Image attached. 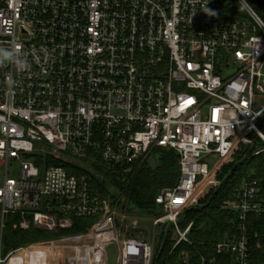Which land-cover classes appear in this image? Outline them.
I'll return each instance as SVG.
<instances>
[{"label":"built area","instance_id":"obj_1","mask_svg":"<svg viewBox=\"0 0 264 264\" xmlns=\"http://www.w3.org/2000/svg\"><path fill=\"white\" fill-rule=\"evenodd\" d=\"M255 1L0 0V47L22 45L30 65L0 67V264L58 263L68 251L107 264L111 244L116 264H155L157 240L128 236L122 205L93 196L84 178L47 165V157L100 179L92 165L108 166L123 182L155 149L173 151L180 177L155 197L161 215L152 225L165 229L171 253L192 245L193 223L181 226L187 211L220 186L217 175L240 146L252 151L257 141L254 155L264 153V20ZM11 163L18 179L8 178ZM220 208L235 231L201 264H218V256L255 264L247 222L264 215L257 181H244ZM8 216L22 231L95 222L84 235L3 255ZM179 260L190 264L183 251Z\"/></svg>","mask_w":264,"mask_h":264},{"label":"trees","instance_id":"obj_2","mask_svg":"<svg viewBox=\"0 0 264 264\" xmlns=\"http://www.w3.org/2000/svg\"><path fill=\"white\" fill-rule=\"evenodd\" d=\"M253 6L264 20V0L255 1ZM260 148L261 144L257 141L252 151L249 146H240L232 163L224 165L217 175L220 186L212 190L202 201L201 206L187 211L181 226L185 227L193 223L189 233L191 246L182 244L171 253L170 237L168 235L165 238V229L160 228V234L156 239L155 264H180L181 251L188 255L190 264H201V256L208 258L209 247L223 241L226 235L235 231L231 222L232 215L221 210L220 207L224 201L236 197L244 181L252 179L257 181L258 199L264 204V153L254 155V152ZM152 154L155 155L154 165L146 160L142 165L134 167L131 175L123 182L119 171L108 166L92 165V170L102 177L100 179L61 159L47 157L46 163L63 167L69 174L84 178L93 196L110 199L113 204L122 205L129 215L135 212L145 217H157L161 215V210L155 203V197L161 190L172 189L177 185L180 170L178 156L173 151L157 148ZM110 189L113 191H109ZM18 220L17 216L7 217V225L2 237V249L5 255L33 243L84 235L95 222L93 218H73L71 229L49 232L35 228H30L28 231L13 229V224ZM247 232L250 238L251 256L255 264H261L264 262V215L259 218L250 217L247 222ZM163 241L164 246L160 251ZM216 259L218 264H225L227 260L219 256Z\"/></svg>","mask_w":264,"mask_h":264},{"label":"rangeland","instance_id":"obj_3","mask_svg":"<svg viewBox=\"0 0 264 264\" xmlns=\"http://www.w3.org/2000/svg\"><path fill=\"white\" fill-rule=\"evenodd\" d=\"M148 163L151 165L155 164V155L152 154L147 160ZM19 165L11 163L8 166V178L12 179H18L19 178ZM5 174V168L0 167V187L2 186L4 182V175ZM7 224V220H6ZM127 226V235L138 238L140 240H147L149 243L153 244L155 246V241L157 236L160 234V229L155 228L152 225V217H145L141 216L138 213H133L132 215H129L127 217L126 221ZM5 230V229H4ZM139 232L140 234L136 233ZM4 233V231H3ZM106 257H107V264H116L117 260V247L115 244H111L106 248ZM3 255L4 250L2 249ZM59 255V258H57L58 263H51V264H89L85 259L81 258V254L77 256V253L73 251H68V253ZM76 257V258H75ZM49 264V263H48Z\"/></svg>","mask_w":264,"mask_h":264},{"label":"clouds","instance_id":"obj_4","mask_svg":"<svg viewBox=\"0 0 264 264\" xmlns=\"http://www.w3.org/2000/svg\"><path fill=\"white\" fill-rule=\"evenodd\" d=\"M241 11H251L250 6L242 3ZM22 45L13 42L10 47H0V67L11 64L17 72H24L29 68L27 55L21 50Z\"/></svg>","mask_w":264,"mask_h":264},{"label":"water","instance_id":"obj_5","mask_svg":"<svg viewBox=\"0 0 264 264\" xmlns=\"http://www.w3.org/2000/svg\"><path fill=\"white\" fill-rule=\"evenodd\" d=\"M230 174H231V173H230ZM107 228H110V225H109V226H107ZM168 230H169V228L167 229V231H166V234H167Z\"/></svg>","mask_w":264,"mask_h":264},{"label":"bare ground","instance_id":"obj_6","mask_svg":"<svg viewBox=\"0 0 264 264\" xmlns=\"http://www.w3.org/2000/svg\"><path fill=\"white\" fill-rule=\"evenodd\" d=\"M13 264H18V261H17V262H16V261H14V262H13Z\"/></svg>","mask_w":264,"mask_h":264}]
</instances>
